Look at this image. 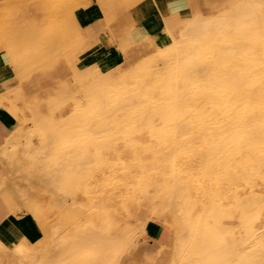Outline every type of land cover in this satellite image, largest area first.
<instances>
[{
  "label": "rangeland",
  "instance_id": "1",
  "mask_svg": "<svg viewBox=\"0 0 264 264\" xmlns=\"http://www.w3.org/2000/svg\"><path fill=\"white\" fill-rule=\"evenodd\" d=\"M92 1L0 0V64L8 62L20 77V85L24 90H2L0 109L18 120L17 128L22 126L21 135L25 140L35 142V145L40 147L48 145L49 155H53L55 161L60 164L55 168L61 170L58 177L62 183L58 181V186L62 188L63 193L60 192L59 195L57 191V195L52 196L53 192L49 191L47 183H41V186L39 184L37 187L39 192L34 190L30 196L35 202L43 203L40 216H43L44 227L52 231L56 226L62 227L57 230V237L66 235L65 238L71 239L72 242L87 246V251L94 246L85 244V241L78 237L81 228L79 226L86 219L104 223L101 225L106 226L114 236H121L131 230L136 234L133 235L135 242L132 246H127L129 250H116L119 255L115 251L105 252V249L93 248L81 253L80 257L75 254V264H90L95 257L110 258L107 264H243L244 257L252 247L248 242L241 243L240 246L238 240L249 236L253 230L257 233L264 228L261 225L264 223L263 184L258 183L250 188V184L247 185L244 181L242 184L237 180L233 183L227 181L221 173L211 179L210 193H196L197 191L192 189L185 191L184 179H176L171 174L164 175L161 181L157 180L158 177L153 173L151 177H145L144 170L139 165L140 159L137 164L136 161L130 162L129 166L131 156L127 142L122 140L121 136L114 137L115 129L100 131L97 123L105 117H118L124 109H131L132 104L126 101V96L138 84V77L134 76L137 74V68L148 70L147 76L151 77L155 66L163 59H166L167 63L172 62V57L178 50L173 47L161 50L166 44L165 41L178 40L180 46L183 45L181 52L185 47H196L197 43L201 44L202 35L211 30L216 33L221 30L216 23L209 30L200 31L199 39H193L195 28L201 26L197 24L198 20L213 17L215 19L212 21L217 22L223 14L238 10L253 18L264 12V0H255L259 1L257 4L251 2L254 0H218V3L217 0H185V9L169 24L173 27L172 37L163 26L165 33L156 41L148 37L138 45L131 44L127 32L135 27L137 21L132 20L131 16H135V8L143 0H96L103 17L95 25H88L82 30L74 12L80 7L90 5ZM245 3L247 8L243 6ZM251 5L256 7L252 8ZM196 12L200 14L194 15ZM95 29H101L103 34L106 33L109 37L110 45L100 58L99 55H93L98 49L94 45L97 39H85L86 36L92 35ZM196 63H191L189 67H196ZM198 66L201 68V63ZM160 67V72L166 73L165 66ZM155 79L156 75L152 79L153 82ZM129 122L132 124V121ZM126 124L127 121L121 123ZM7 137L8 135L4 138L0 151L6 144ZM0 156V184L4 183V188L0 191L15 201L13 214L29 217L31 212L22 204L23 197L16 192L18 188L13 189L14 186H25L24 183H19L17 176L26 173L29 161L25 162L26 158L23 162L20 161L23 163H20V166H26L25 169L19 166L24 169L21 170L19 167L17 169L19 164L13 167L11 160ZM9 162L10 164H7ZM254 175L255 178H264L262 172H256ZM146 180L149 184L144 182ZM151 181L156 183L150 184ZM169 197L170 203L167 201ZM55 198L59 202L54 205L52 201ZM42 199L44 202L40 201ZM44 203H48L47 206ZM246 205H251L252 208ZM70 210L74 211L69 212ZM78 210L82 212L79 213ZM67 212L77 218L69 220L65 226L59 224L63 223L62 217H65ZM172 214L176 215L175 222L179 223V247L174 245ZM182 217L184 222L181 221ZM13 218L17 220V217ZM162 235L167 236L162 247H151L154 239H160ZM21 236L26 244H31V241L24 238V232ZM122 249L123 253L120 254ZM125 249L128 251L124 252ZM110 253L112 254L109 255ZM13 261L15 262L12 263ZM2 263L22 264L16 262V259Z\"/></svg>",
  "mask_w": 264,
  "mask_h": 264
},
{
  "label": "bare ground",
  "instance_id": "2",
  "mask_svg": "<svg viewBox=\"0 0 264 264\" xmlns=\"http://www.w3.org/2000/svg\"><path fill=\"white\" fill-rule=\"evenodd\" d=\"M216 2L218 3V0ZM251 2L255 3L256 1ZM213 6L216 7L215 4ZM243 6L245 7L246 3ZM247 14L239 10L238 12L229 11L227 14L221 15L222 17L220 16L221 18L217 19V22L212 21L215 19L213 17L198 20L197 24L199 23L198 25L201 26L195 28L193 33L196 36L194 35L193 39H199L198 33L200 31L209 30L216 23L221 27V30L219 33L212 30L211 32L208 31V33L201 36L203 37L200 39L201 44L197 43L196 47L192 45L190 48L185 47L182 52L180 50L183 45L180 46L178 40L165 41L166 44L161 47V50L173 47L178 51L173 55L172 62L167 63L166 59H163L161 63L155 66L156 68L154 67L151 77L147 76L148 70L135 68L137 74L134 76L138 77V84L127 93V96L125 95L126 101L132 104L131 109H124L118 117H105L97 123L100 131L109 128L115 129L114 137L116 135L121 136L122 140L127 142V149L131 156L129 166L130 162L136 161L137 164L140 159L141 163H138L142 166L145 177H151L153 173L156 175L155 177H158L157 180L161 181L164 175L170 176L171 174L176 179H184L186 183L185 191L192 189L194 192L197 191L196 193L198 191L208 193L211 189L209 186L211 179H214L216 174L221 173L223 178L231 183L237 180L239 184H242V181L247 185L250 184V188L257 186L258 183L264 186V178H255L254 175L256 172L264 173V24H262L264 22V12L253 18ZM205 21H208L207 24L203 23ZM164 26L172 37L173 27L168 23ZM182 32L183 28H181L180 35H182ZM196 61L198 65L201 63V68L198 65L190 68L189 65L193 62L196 63ZM162 65L165 66L166 73L160 72V68H162L160 66ZM102 73L104 72L102 71ZM155 75L156 79L153 82L152 79ZM14 89L16 91L21 90L20 88ZM120 101L122 102V99ZM125 121H127V124L121 125ZM129 121H132V124ZM22 131L21 126L11 134L7 145L1 149L0 155L11 160L13 167L19 164L17 169L25 158V162L29 161L28 169L25 164L22 166L23 163L20 166L26 167V169L24 168L27 170L26 173L17 176L19 183H24L25 186H14L13 189L18 188L16 192L20 193L21 198L23 197L24 202L21 203L31 212H29V217L39 237L34 238L29 245L25 242L12 244L0 241V264H3L2 262L7 263L10 259H16V262L22 264H75V258L73 257L75 254L80 257L81 253L88 252L93 248L118 253L116 252L117 249L127 248L135 242V240L133 241L135 233L133 234L132 230L121 236H114L110 233L111 231L109 232L105 228L106 226H103L104 223H101L103 224L101 225L98 223L99 221L93 219L87 221L86 219L79 226L81 228L78 237H81L85 244L88 243L90 246H94L93 248L89 247L90 249L87 251V246H82V243L79 242H72L71 239L65 238L66 235L60 236V238L57 237V230H61L62 227L57 228L56 226L57 229L53 228V231L44 227L43 216H40L43 203L35 202L30 196L34 190H38L37 187L39 184L41 186V183H47L50 188L49 191L53 192L52 196L57 191L59 195H61L60 192L63 193L62 188L58 186V176L61 170L55 168L60 164L55 161L53 155H49L48 145L40 147L35 145V142L25 140L26 138L21 135ZM55 135H57V132ZM15 163L16 165H14ZM7 164H10V162ZM16 174H18L17 171ZM0 180L2 181V178ZM147 180L144 182H147ZM59 182L62 183V181ZM154 182L156 183V181ZM154 182L151 181L150 184ZM147 183L149 184V182ZM167 184L169 183L167 182ZM3 185L4 183L1 182L0 189L4 188ZM10 187L12 188V186ZM170 198L167 200L169 203ZM40 201H43V199ZM173 201L175 203V200ZM52 202L55 205L59 201L55 198ZM65 202L67 203V201ZM47 204L44 203L45 206ZM250 206L246 205L248 208ZM82 207L80 206V208ZM69 212L65 217H62L63 223L59 224L65 226L69 220L77 218L76 215L72 216L73 214L71 215ZM175 216L174 221L171 219L174 226L173 234L175 235L173 240L175 241V247H179V237L181 235L178 234L179 223L175 222L177 218ZM184 217H182V220L180 219L182 222H184ZM208 220L210 221V219ZM200 223L202 224V222ZM261 225L264 227V223ZM198 231L199 229H197ZM200 231H202V227ZM255 232L253 230L249 236L246 235L238 240L240 246L241 243L248 242L252 247V250L248 251V255L244 257L243 264H264V228L261 232ZM102 245L103 247H101ZM123 249L120 254L123 253ZM127 249L129 250V247ZM128 250L125 249L124 252ZM109 259L95 257L90 264H107Z\"/></svg>",
  "mask_w": 264,
  "mask_h": 264
},
{
  "label": "crops",
  "instance_id": "3",
  "mask_svg": "<svg viewBox=\"0 0 264 264\" xmlns=\"http://www.w3.org/2000/svg\"><path fill=\"white\" fill-rule=\"evenodd\" d=\"M193 3L194 1L191 6ZM184 4L185 0L141 1L135 8V16H131L132 20L137 21V23L134 28L127 32L128 40L132 45H138L148 39V37L156 41V39L165 33L163 29L165 22L171 24V22L175 21L178 14L185 9ZM74 13L82 30H85L88 25H95V23L100 21L103 17L96 4V0H93L91 4L86 7L76 9ZM196 14H200V12H196L194 15ZM129 34H131V36ZM87 37L89 40L94 38L97 39L94 45L97 46L98 49L93 55H97L96 57L99 55L100 58L106 51L105 49L110 45L108 35L106 33L103 34L101 29H95L93 34L86 36L85 39ZM14 88H20L24 92L20 85V77L15 74L13 69L8 65V62L4 61L3 65L0 64V92L7 89V91H9ZM17 127L18 120L11 114L0 109V146L3 144L4 138L8 135L7 142L3 147L7 145L11 134L20 128ZM15 207V201L8 198V195L0 191V241L12 244L24 242L21 236L23 232L24 238L30 241L39 237L33 227L30 217L13 214ZM13 217H17V220ZM29 223L31 227L28 225ZM166 237L167 236L164 237L162 235L160 239H154V243L151 247L161 248Z\"/></svg>",
  "mask_w": 264,
  "mask_h": 264
}]
</instances>
